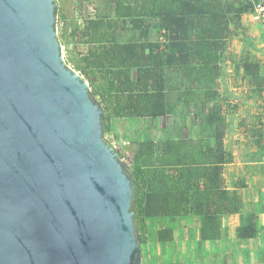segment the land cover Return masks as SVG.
<instances>
[{"label":"trees","instance_id":"16d2710c","mask_svg":"<svg viewBox=\"0 0 264 264\" xmlns=\"http://www.w3.org/2000/svg\"><path fill=\"white\" fill-rule=\"evenodd\" d=\"M96 2L94 15L81 27L74 25L69 35L84 44L86 52L65 60L103 105L105 134L113 120L137 127L129 152L117 151L130 166L141 251L149 232L158 243L172 242L174 225L184 218L199 222L203 240L218 239L221 218L237 214L241 205L239 194L226 189L222 175L228 160L223 144L227 123L216 103L219 79L234 34L231 25L240 26L250 12L249 3ZM58 35L60 39L63 33ZM239 67L255 90H264L258 62L245 53ZM159 128L165 136L153 134ZM257 156L264 158V151L254 153L252 160ZM256 235L254 221L236 232L239 239Z\"/></svg>","mask_w":264,"mask_h":264},{"label":"water","instance_id":"95a60500","mask_svg":"<svg viewBox=\"0 0 264 264\" xmlns=\"http://www.w3.org/2000/svg\"><path fill=\"white\" fill-rule=\"evenodd\" d=\"M56 0H0V264H142L130 166Z\"/></svg>","mask_w":264,"mask_h":264},{"label":"rangeland","instance_id":"374dc122","mask_svg":"<svg viewBox=\"0 0 264 264\" xmlns=\"http://www.w3.org/2000/svg\"><path fill=\"white\" fill-rule=\"evenodd\" d=\"M56 3L58 15L61 17L59 20L58 16L57 27L58 34L63 33L60 41L63 46L64 56L77 57L78 53L84 54L87 47L84 44H76L69 35L74 25L81 27L84 19L94 15L99 4H97L96 0H57ZM246 18L247 16L244 15L240 26L231 25L234 34L228 40L227 49L224 53L223 77L219 79V99L216 103L230 123H233L236 119L238 121L241 120L240 117L237 118L238 113L235 114L240 108V104L241 110L243 109L242 107L245 108L243 113L245 120H243L241 133L245 135V139H248L246 146L249 150L250 147L256 148L258 145L256 143L257 139L252 136L256 131L255 129L258 130L256 128L258 127L257 122L262 120L264 123V115L260 117L261 113L255 114V108L257 111L260 109L264 111V90H255L246 77L241 80L243 75L239 62L245 53L249 54L253 61L259 63L261 74H264V49L255 48L252 38L253 34H251L257 30L261 36L260 27L252 22L247 24ZM77 45L79 46L76 47ZM228 78L230 80H227ZM135 132L138 133L134 123L113 120L112 129L105 134V137L115 149H125L128 153L131 143L137 138ZM153 134L163 136L164 132L159 128L154 130ZM153 134L149 136H153ZM161 136L155 137L162 139ZM157 224L158 222H155L150 224V226H156ZM175 226L178 229L177 233L179 234L182 231L181 234L184 238L162 244L155 240L152 232L148 233L147 243L143 252L141 251L142 264H226L223 261L224 257L221 252L226 245L228 246L232 242L227 240L225 242L226 245H220L224 239L222 238L220 241V238H218L211 243H219V245H211L209 247V241L201 238L199 222L194 220V218H184L178 221Z\"/></svg>","mask_w":264,"mask_h":264},{"label":"crops","instance_id":"0c3cea01","mask_svg":"<svg viewBox=\"0 0 264 264\" xmlns=\"http://www.w3.org/2000/svg\"><path fill=\"white\" fill-rule=\"evenodd\" d=\"M245 16H247L246 23H251L249 14H245ZM243 19L244 15L242 16ZM260 31L261 36L257 30L251 34H253L252 38L255 48L264 49V32L261 27ZM244 79L245 77L242 76L241 80ZM227 80H230V78ZM242 108L241 110L240 104V108L235 112V114L238 113L237 118H241L240 121L236 119L233 123H230L226 119L227 129L223 144L228 160L223 167L222 175L226 189L229 192L236 191L242 202L237 214L221 218L219 238L220 241L222 238L224 241L220 245L225 244L227 240L232 242L228 246L225 244L226 247L221 254L226 264H264V158L257 156L254 158L257 161L252 160L254 153L264 151V123L262 120L257 122L258 127L256 128H258L259 132L258 134H252L254 139H257L258 147H250L248 150L246 146L248 139H245V135L241 133L243 120H245L243 118L245 108ZM262 111V109L257 111L255 108V114L261 113L260 117L264 115V111ZM255 130L258 131L257 129ZM257 135H261L260 138ZM252 221L256 223L257 235L251 239L237 238V229L249 225ZM168 225L172 226V223H168ZM177 230L174 225L173 241L184 238L181 234L182 231L178 234ZM213 241H209V247L211 245H219V243H211Z\"/></svg>","mask_w":264,"mask_h":264},{"label":"built area","instance_id":"2783aa9c","mask_svg":"<svg viewBox=\"0 0 264 264\" xmlns=\"http://www.w3.org/2000/svg\"><path fill=\"white\" fill-rule=\"evenodd\" d=\"M250 5V12L248 13L251 22L261 27L264 32V0H246Z\"/></svg>","mask_w":264,"mask_h":264}]
</instances>
